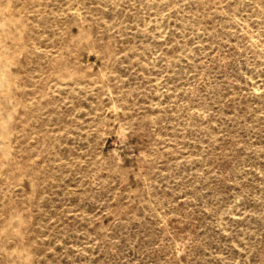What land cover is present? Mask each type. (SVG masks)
Instances as JSON below:
<instances>
[{
  "label": "rangeland",
  "instance_id": "obj_1",
  "mask_svg": "<svg viewBox=\"0 0 264 264\" xmlns=\"http://www.w3.org/2000/svg\"><path fill=\"white\" fill-rule=\"evenodd\" d=\"M0 264H264V0H0Z\"/></svg>",
  "mask_w": 264,
  "mask_h": 264
}]
</instances>
